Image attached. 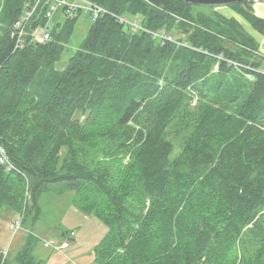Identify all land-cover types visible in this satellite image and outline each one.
<instances>
[{"label": "trees", "instance_id": "obj_1", "mask_svg": "<svg viewBox=\"0 0 264 264\" xmlns=\"http://www.w3.org/2000/svg\"><path fill=\"white\" fill-rule=\"evenodd\" d=\"M27 1L0 2V215L35 224L61 184L108 225L97 264H264V56L243 23L183 0H92L173 40L106 15L60 70L81 15L19 48ZM252 5L231 4L264 34ZM25 236L15 263L44 264Z\"/></svg>", "mask_w": 264, "mask_h": 264}, {"label": "rangeland", "instance_id": "obj_2", "mask_svg": "<svg viewBox=\"0 0 264 264\" xmlns=\"http://www.w3.org/2000/svg\"><path fill=\"white\" fill-rule=\"evenodd\" d=\"M5 0H0L4 3ZM253 8V5H252ZM4 10V4L0 5V13ZM221 11L224 14H229L231 11L235 12V9L229 6L223 7H206V6H193V11L196 12H206L215 17L214 11ZM219 11V12H220ZM65 17L62 12H59L58 16L51 20L52 27L58 21H64ZM139 19V18H136ZM244 22V18L242 17ZM91 18L83 13L78 22L75 25L74 32L71 36L69 43L66 45L63 51L61 60L57 62L56 67L63 70L67 67L70 57L77 51L80 47L81 42L87 35L89 26L91 25ZM249 24L250 22L247 21ZM251 32H254V28L244 22ZM1 24V23H0ZM249 58L247 55H244ZM197 99V98H196ZM196 101H194L195 103ZM80 115V114H79ZM82 117V116H81ZM83 119V117H82ZM180 148L177 146L175 154L179 153ZM130 155L124 158V162L129 161ZM61 189V184H52L49 191L44 192L39 200V206L41 207V214L39 219L34 223V218L29 217L22 225V228L18 232L7 227L9 222V217L16 216L18 218H24L23 214L15 213L11 209L5 207L0 215V250L4 253L7 252L8 260L12 264L15 263V254L22 241L25 234L32 232L34 235H39L41 240L35 244V257L36 260H44V264H97L94 257V241L104 237L108 231V225H106L98 216L95 214H87L82 211L80 202L77 200L76 193L74 190H67L63 193L58 192ZM149 205V200H147V206ZM34 212L32 208L31 212ZM35 213V212H34ZM11 215V216H10ZM15 219V218H14ZM72 224V225H71ZM70 228H73L72 232ZM36 230V231H35ZM66 231L67 234H63ZM78 235L85 237L87 242L82 239H78L81 243L79 247L83 253L75 254L69 248L76 236ZM69 239V246L64 249L63 252H58L54 248L46 247L43 244L42 239H53L55 241H61L65 238ZM71 237V238H70ZM78 237V236H77ZM120 253L123 252L122 249L119 250Z\"/></svg>", "mask_w": 264, "mask_h": 264}, {"label": "built area", "instance_id": "obj_3", "mask_svg": "<svg viewBox=\"0 0 264 264\" xmlns=\"http://www.w3.org/2000/svg\"><path fill=\"white\" fill-rule=\"evenodd\" d=\"M59 12H62L65 18L86 13L92 21H96L106 15H111L117 18L119 22L126 24L133 31L144 30L154 35V37L163 40H173L172 36L166 34L164 31L155 32L146 29L140 19L119 15L92 0H28L24 5L21 16L14 23L13 36L16 40V47H23L27 39L38 43L50 40L53 29L51 20L57 17ZM255 70L264 74V67ZM250 77L252 78V76ZM0 163L7 164L9 168H12L6 151L2 147H0ZM22 225L23 220L20 217L13 221L11 228L14 232H18L22 228ZM36 236L41 240L40 236ZM55 240L42 239L44 246L54 248L55 250L63 251L69 246V239L67 238L61 241ZM4 254L6 256L7 252Z\"/></svg>", "mask_w": 264, "mask_h": 264}, {"label": "crops", "instance_id": "obj_4", "mask_svg": "<svg viewBox=\"0 0 264 264\" xmlns=\"http://www.w3.org/2000/svg\"><path fill=\"white\" fill-rule=\"evenodd\" d=\"M220 7H223V6H220ZM253 9H254V12L258 15V16H260L261 18H263L264 19V3H253ZM220 11V10H219ZM221 12V11H220ZM222 14H224L223 12H221ZM225 16H227V17H234V18H236L237 20H239L240 22H242L243 23V25L246 27V29L257 39V41H258V43H259V51H260V53L264 56V34H262V33H260L258 30H256V29H254V32H251V30L250 29H248V26L244 23V22H246L248 25H249V27H250V25L251 24H249L248 22H247V20H246V18L245 17H243L240 13H238L236 10H235V12H233V11H231L229 14H224ZM242 17L245 19L244 20V22H243V20H242ZM252 26V25H251ZM253 27V26H252ZM11 216V215H10ZM17 219V214H16V216H11V217H9V222H8V224H7V227H9L10 229H12L11 228V226H12V223H13V221L15 220V219ZM72 225V224H71ZM72 230H73V228H70V231L72 232ZM36 231V230H35ZM66 232H68V231H66ZM76 232V231H75ZM69 233V232H68ZM76 236H72V237H74V241H73V243H72V245L69 247V248H71V251L73 252V253H75V254H81V253H83L82 251H81V249L79 248L80 246H81V243L78 241V239L80 238V239H82L83 238V241L84 242H87V240L85 239V237H83V236H81V235H78V232H76V234H75ZM39 236V235H38ZM78 236V237H77ZM63 238H65V236L64 237H62V239ZM71 238V237H70ZM102 240V238L101 239H97L96 241H94V247L97 245V244H99L100 243V241ZM23 245H24V240L22 239V241H21V243H20V245H19V247H18V249H17V253L20 251V249L23 247ZM58 252H63V251H59V250H57ZM16 253V254H17ZM15 254V255H16ZM36 259H37V257H36ZM49 261V260H48ZM48 261H47V263H48ZM46 263V264H47ZM52 264H54V263H52Z\"/></svg>", "mask_w": 264, "mask_h": 264}, {"label": "water", "instance_id": "obj_5", "mask_svg": "<svg viewBox=\"0 0 264 264\" xmlns=\"http://www.w3.org/2000/svg\"><path fill=\"white\" fill-rule=\"evenodd\" d=\"M191 4L201 5V6H229L235 3H264V0H183Z\"/></svg>", "mask_w": 264, "mask_h": 264}]
</instances>
